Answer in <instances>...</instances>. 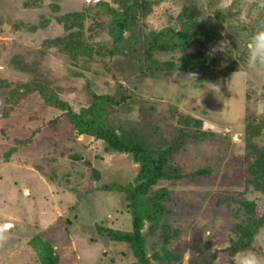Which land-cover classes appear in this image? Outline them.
Returning <instances> with one entry per match:
<instances>
[{
  "label": "rangeland",
  "instance_id": "rangeland-1",
  "mask_svg": "<svg viewBox=\"0 0 264 264\" xmlns=\"http://www.w3.org/2000/svg\"><path fill=\"white\" fill-rule=\"evenodd\" d=\"M99 1L0 0V99L39 80L74 111L87 107L93 93L123 95L116 117L157 121L164 147L178 127L185 128L184 143L170 159L183 178L155 186L168 191L163 219L171 227L169 240L150 236L147 256L151 264H238L247 252L231 256L226 247L239 202H254L256 215H264V195L243 174L253 160L245 158L248 126L264 123V69H248L243 55L244 43L264 20L262 0H151L144 33L177 28V15L189 4L199 10V31L220 33L217 43L205 47L216 60L213 71L195 77L179 69L180 51L155 53L161 66L155 70L121 55L74 63L51 42L65 34L56 17ZM105 22V16L86 19L90 43L109 42ZM230 65L236 72L221 71ZM6 108L10 104H0V264H38L26 244L35 235L53 246L58 264L135 261L127 244L109 240L100 228L131 231L124 196L103 187L132 183L138 165L128 154L108 153L100 140L77 134L38 92ZM249 141L264 145V125ZM197 170L203 172L189 175ZM256 238L253 252L264 259V227ZM153 247L163 260L151 258ZM169 255L177 258L164 259Z\"/></svg>",
  "mask_w": 264,
  "mask_h": 264
},
{
  "label": "trees",
  "instance_id": "trees-1",
  "mask_svg": "<svg viewBox=\"0 0 264 264\" xmlns=\"http://www.w3.org/2000/svg\"><path fill=\"white\" fill-rule=\"evenodd\" d=\"M112 2L113 5L101 0L83 7L81 11L57 16L56 19L62 23L65 34L51 42L59 45L74 63L80 61L86 64L90 59L105 60L121 55L128 56L129 62L133 60L135 64L141 63L146 70H155L161 69L154 59L155 53L180 51L182 55L179 57V69L183 72L204 76L213 71L212 66L216 60L205 51V47L206 44L217 43L221 35L216 31L197 29L199 10L195 5L189 4L180 10L176 18L177 28L166 27L159 31L144 33L141 31V23L150 12L151 0H112ZM215 14L221 17L218 12ZM93 15L106 17V22L102 23V26L109 37L107 44L90 43L85 36L84 22ZM191 46H197V49L193 52L188 51ZM221 71L236 72V68L230 65ZM33 92H38L48 106L61 110L77 134L100 140L108 153L128 154L138 165L132 183H112L103 187L105 190H117L124 196L126 207L131 214V231L125 233L111 229L100 228V230L105 231L109 240L127 244L135 258V261L129 264H151L146 253L149 247L147 239L150 236H157L165 244L171 232V227L166 219H163L168 210L165 204L168 191L155 186L161 181L183 178V175L170 164V159L171 155L183 145L186 129L178 127V135L164 147L161 145L162 138L157 121L146 120L144 123H139L130 118L120 120L116 117L125 99L123 95L117 98V94L93 93L87 107L74 111L67 102L59 98L53 88L39 80L28 81L6 92L1 97L0 104L8 103L10 108L2 111H9L13 108V104H19L24 96ZM173 113L175 114L174 111ZM183 121L188 126L189 119L186 117ZM261 124L264 125L259 123L257 126L252 121L248 126L250 133L246 143L248 151L245 153V158L249 160L252 156L253 160L244 168L243 174H245V182L264 195V145L257 146L249 141L254 133L260 132L263 127ZM202 172L197 170L189 175L197 176ZM255 208L256 205L252 201L239 202L234 212L237 219L234 237L226 247L229 255L234 256L236 253L254 250V238L264 227V215L258 217ZM26 244L33 250V258L38 264H58V256L53 246L39 235L31 237ZM151 258L163 260L154 251V247ZM176 258L169 255L164 259L173 261Z\"/></svg>",
  "mask_w": 264,
  "mask_h": 264
},
{
  "label": "clouds",
  "instance_id": "clouds-1",
  "mask_svg": "<svg viewBox=\"0 0 264 264\" xmlns=\"http://www.w3.org/2000/svg\"><path fill=\"white\" fill-rule=\"evenodd\" d=\"M264 6V0H262ZM226 43L227 41H224ZM244 63L250 70L264 69V22L257 24L255 30L244 43ZM195 77V74H191ZM257 239V238H254ZM257 242H260L257 240ZM238 264H264V259L253 251L241 255L238 259Z\"/></svg>",
  "mask_w": 264,
  "mask_h": 264
}]
</instances>
